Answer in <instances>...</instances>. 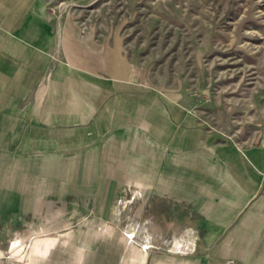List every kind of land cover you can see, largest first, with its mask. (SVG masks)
<instances>
[{"label":"crops","instance_id":"0c3cea01","mask_svg":"<svg viewBox=\"0 0 264 264\" xmlns=\"http://www.w3.org/2000/svg\"><path fill=\"white\" fill-rule=\"evenodd\" d=\"M78 22L0 0L3 226L40 211L109 221L135 189L160 227L183 229L184 264H264V138L239 141L193 95L152 85L119 30Z\"/></svg>","mask_w":264,"mask_h":264},{"label":"rangeland","instance_id":"374dc122","mask_svg":"<svg viewBox=\"0 0 264 264\" xmlns=\"http://www.w3.org/2000/svg\"><path fill=\"white\" fill-rule=\"evenodd\" d=\"M60 3L80 28L119 30L152 85L193 95L212 123L260 144L264 0H48L49 8ZM151 202L143 211L130 189L109 221L71 210L35 212L24 225L1 218L0 264H184L194 249L183 229L153 220Z\"/></svg>","mask_w":264,"mask_h":264},{"label":"built area","instance_id":"2783aa9c","mask_svg":"<svg viewBox=\"0 0 264 264\" xmlns=\"http://www.w3.org/2000/svg\"><path fill=\"white\" fill-rule=\"evenodd\" d=\"M64 9H65V7H64L63 4H61V3H60L59 5H57V6H51V7L49 8V10H50L52 13L65 11ZM85 30H86V29H85L84 26H82V27L80 28V33H81V35L84 34Z\"/></svg>","mask_w":264,"mask_h":264}]
</instances>
